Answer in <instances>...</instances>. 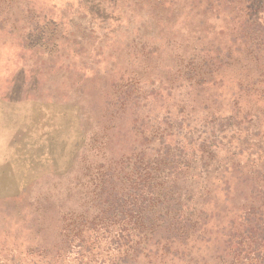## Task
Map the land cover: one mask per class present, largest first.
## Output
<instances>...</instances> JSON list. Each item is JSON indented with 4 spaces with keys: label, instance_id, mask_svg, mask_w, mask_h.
<instances>
[{
    "label": "rangeland",
    "instance_id": "1",
    "mask_svg": "<svg viewBox=\"0 0 264 264\" xmlns=\"http://www.w3.org/2000/svg\"><path fill=\"white\" fill-rule=\"evenodd\" d=\"M0 264H264V0H0Z\"/></svg>",
    "mask_w": 264,
    "mask_h": 264
}]
</instances>
